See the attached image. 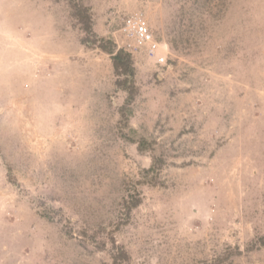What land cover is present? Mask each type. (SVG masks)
I'll return each mask as SVG.
<instances>
[{
	"label": "rangeland",
	"instance_id": "1",
	"mask_svg": "<svg viewBox=\"0 0 264 264\" xmlns=\"http://www.w3.org/2000/svg\"><path fill=\"white\" fill-rule=\"evenodd\" d=\"M79 2L118 47L141 12L166 63L130 52L125 128L126 94L69 0H0V264H110L109 238L124 264H264V0ZM129 129L164 162L125 220L151 164Z\"/></svg>",
	"mask_w": 264,
	"mask_h": 264
},
{
	"label": "trees",
	"instance_id": "2",
	"mask_svg": "<svg viewBox=\"0 0 264 264\" xmlns=\"http://www.w3.org/2000/svg\"><path fill=\"white\" fill-rule=\"evenodd\" d=\"M72 16L77 21L83 33L82 44L86 47L98 49L107 55L111 62L112 74L114 76V86L116 90L126 94L123 105L118 109L119 123L127 128L132 115V104L139 95L137 84V68L132 54L124 48L118 47L113 39L105 36H98L93 31V22L89 8L83 6L79 0H69ZM128 139L137 144L140 153H150L151 164L149 168L141 171L140 179L132 185V189L127 191V196L122 202V212L125 220L128 219L133 210L141 204L140 186H155L158 184L159 173L162 170L163 158L154 147V142L143 137H139L134 129H129ZM9 181L15 183V179L9 176ZM41 217L47 221H53L54 217L48 213H41ZM111 245L110 264H124L129 260V255L123 246L116 244L113 238H109ZM108 240V241H109ZM258 249L264 248V236L258 237L252 242ZM228 259L227 255L215 258L209 264H224Z\"/></svg>",
	"mask_w": 264,
	"mask_h": 264
},
{
	"label": "built area",
	"instance_id": "3",
	"mask_svg": "<svg viewBox=\"0 0 264 264\" xmlns=\"http://www.w3.org/2000/svg\"><path fill=\"white\" fill-rule=\"evenodd\" d=\"M121 38V48L132 52L143 51L145 55L159 65H164L165 58L157 54L158 45L141 12H132L122 19L117 31Z\"/></svg>",
	"mask_w": 264,
	"mask_h": 264
},
{
	"label": "crops",
	"instance_id": "4",
	"mask_svg": "<svg viewBox=\"0 0 264 264\" xmlns=\"http://www.w3.org/2000/svg\"><path fill=\"white\" fill-rule=\"evenodd\" d=\"M138 52V51H137Z\"/></svg>",
	"mask_w": 264,
	"mask_h": 264
}]
</instances>
